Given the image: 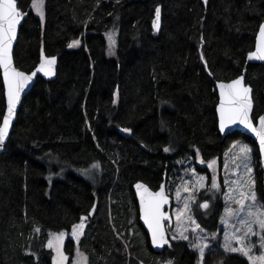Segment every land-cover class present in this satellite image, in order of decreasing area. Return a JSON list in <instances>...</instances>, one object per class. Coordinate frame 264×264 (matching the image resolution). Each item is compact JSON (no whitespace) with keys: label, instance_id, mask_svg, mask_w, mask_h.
<instances>
[{"label":"trees","instance_id":"obj_1","mask_svg":"<svg viewBox=\"0 0 264 264\" xmlns=\"http://www.w3.org/2000/svg\"><path fill=\"white\" fill-rule=\"evenodd\" d=\"M33 3L18 0L15 64L31 72L45 53L58 70L37 78L0 154V264H55L52 233L65 234L66 264L77 250L92 264H200L186 240L154 250L133 186L158 189L180 162L222 160L237 139L257 147L242 132L222 136L216 82L246 68L253 119L264 112V63L248 61L264 0H44V21ZM5 109L0 70V126ZM95 164L90 177L79 173ZM255 176L264 202L260 164ZM200 205L199 224L216 231L222 199L208 214ZM216 259L250 264L222 251L204 258Z\"/></svg>","mask_w":264,"mask_h":264},{"label":"snow or ice","instance_id":"obj_2","mask_svg":"<svg viewBox=\"0 0 264 264\" xmlns=\"http://www.w3.org/2000/svg\"><path fill=\"white\" fill-rule=\"evenodd\" d=\"M41 11L40 15L43 16V0H39L36 5ZM22 13L18 10L17 0H0V65L4 69V80L7 84V96H8V113L9 115L4 118L3 126L0 127V145H2L5 140L10 118L13 114V108L16 102L19 100L21 91L27 86L29 81L33 79L36 72L25 74L24 72L18 71L12 63L11 58V47L12 42L16 37L17 25L19 24ZM160 17L159 9L156 11V21L157 28L159 27L158 21ZM260 36L264 40V26L261 27ZM111 39V37H110ZM79 44V41H73L69 47H73ZM259 59H264V45H262L257 53H253ZM56 63V58L45 57L44 61L40 64L37 71L42 72L45 76L54 74V66ZM220 87V97L221 102L219 105L220 111V129L223 131L227 125L236 124L239 122L245 125L258 137L261 149L264 150V117L259 118V127H254L250 118L249 113L251 110V100L249 93L250 88L243 85V77L232 81L228 84L221 83ZM125 132H131V129H124ZM164 151H169L165 148ZM250 152L247 146H242L240 148V153L243 155L245 161V173H250L251 169L247 167V160L250 159ZM203 163V160L201 161ZM215 164V161H213ZM99 165H93V168H98ZM205 177H198L195 181L200 188H204L205 184L203 181ZM191 183V182H190ZM237 187L235 189H229V192H238L239 198H235L229 195L227 198L234 203L238 204V209L226 208L225 209V219L224 222H228V218L237 215L238 213H244V218L240 221V228L238 231H233L225 236L224 248L229 252H238L243 256L247 257L250 264H264V205H260L256 202V196L254 187H249L248 191L245 192L243 187H241V181H237ZM250 185L254 186V181H250ZM138 189L143 188L140 193L141 201L144 208L145 219L148 222L149 228L152 231V242L158 247H163L164 244H168L169 241L166 238L165 228L163 226V221L166 219V213L162 211L163 206L168 203V197L165 194V189L160 188L158 192H151L143 185H137ZM183 190L186 192H191V189L187 185H183ZM213 190L219 189V184L213 180L211 184ZM177 199L181 196V191L177 190ZM194 199V196L190 195L188 199L184 201V209H189V201ZM203 208H207L208 204L205 202L200 205ZM193 224H195V229H200V225L196 224L191 217H188ZM178 231L180 232V238L188 240L189 237L184 234L185 229L181 228V214H177ZM78 227L82 228L83 224ZM230 227H233L230 225ZM259 231H256V228ZM38 231V229H37ZM64 233H60L53 237V240L49 242V248H55L57 259L56 264H65L67 257L65 256L62 245L64 240ZM76 236L77 233L74 230L72 233ZM257 236L259 238V249L260 254L255 255L253 249L257 246L250 241V237ZM173 239H176L173 236ZM200 242L190 244L191 247L195 248L199 252L201 261L205 255V249L208 248V244L203 241V238H198ZM233 242L239 244V247L233 246ZM79 264V262H78ZM171 264V262H169Z\"/></svg>","mask_w":264,"mask_h":264},{"label":"rangeland","instance_id":"obj_3","mask_svg":"<svg viewBox=\"0 0 264 264\" xmlns=\"http://www.w3.org/2000/svg\"><path fill=\"white\" fill-rule=\"evenodd\" d=\"M38 2L39 0H34L33 10L35 14L39 16L42 21H44L45 18L44 0H43V9H42L43 16L40 15L41 10L36 6ZM76 46H79V44ZM242 146H247L249 149H251L250 159L247 160V167L251 169V172L247 174L245 173V161L243 155L240 153V148ZM197 159L199 161V166L202 167V170L199 169L196 160L193 157H189V159H185L184 161L178 164L176 171L173 174H171L168 179V190L169 193H171V195H173L174 198V202L171 207L173 212L172 214L173 217L171 222H169L167 226L171 239L173 241L184 240L180 238V232L178 231V227H177L178 225L177 214L179 212L181 214V221H182L180 226L181 228L185 229L184 234L189 237V239L186 240L189 243V245L200 242L198 238H203V241L208 244V248L205 249V255L203 257V260L200 261V264H206L204 258L206 254L209 252H214V254L216 255L222 251L224 254L225 253L238 254L243 256L238 252L227 251L224 248V243H225L226 235L230 234L233 231L239 230L240 221L241 219L244 218V213H238L237 215L228 218V222L225 223L224 222L225 209L230 207L235 210L238 209L239 207L238 204L234 203L233 201L227 198L229 195L235 198H239L238 192L236 191L229 192L230 187L233 189L237 187L236 182L238 180L241 181V187H243L245 192L248 191V188L250 186L254 187L256 202L260 205H264V202L260 198V193L258 191V185L255 176V166H258L260 164L262 167L258 148L247 143L245 140L237 139L225 152L222 160L217 159V160L205 161L202 163L201 162L202 160H200L199 156L197 157ZM213 161H215V164H213ZM94 171H96V169L92 168L89 171L79 170V173L83 176L90 177L91 175H93ZM198 177L206 178L203 181V183L205 184L204 188H200L199 185L195 183ZM213 180H215L219 184L218 190H213L211 188V184ZM250 181H254V186L250 185ZM183 185H187L191 189V192L184 191L182 187ZM178 189L181 191V196L179 199H177V195H176ZM190 195L194 196V199L189 201V209L186 210L184 209L183 206L184 201L188 199ZM219 198L222 199V203H223L222 213L219 216V227L217 228L216 231L213 232L207 231L199 224L196 216L193 214V211L198 205L207 202L208 207L203 208L202 211L203 213L208 214V209L212 210L213 207L212 204L215 203L217 200H219ZM188 217H191L196 224H199L200 229H195V224H193L191 220L188 219ZM205 219L208 218L205 217ZM230 225L233 227H230ZM115 231L118 232V229H115ZM256 231H259L258 227L256 228ZM58 234L59 233H52L51 241L53 240V237ZM77 235L80 236L81 231L77 232ZM116 236L118 238H121L123 242H126L124 234H122L121 232L116 233ZM173 236H175L176 239H173ZM250 241L251 243L257 246L255 249H253V253L255 255H259L260 254L259 238L257 236H252L250 237ZM233 246L239 247V244L233 242ZM190 248L195 252H197L199 255L197 249L191 246ZM54 255H55L54 263L56 264L57 254L55 248H54ZM219 259H223V258H219ZM219 259H216L211 264H223L222 261ZM87 260H88L87 255H85L81 250H77L70 264H78V262L79 264H92V263H88ZM169 262H171V264H175V260H167L162 264H169Z\"/></svg>","mask_w":264,"mask_h":264},{"label":"water","instance_id":"obj_4","mask_svg":"<svg viewBox=\"0 0 264 264\" xmlns=\"http://www.w3.org/2000/svg\"><path fill=\"white\" fill-rule=\"evenodd\" d=\"M17 7H18V0H17ZM157 9H159V12H160V17H159V21H158V24H159V27L157 28L156 24H157V21H156V13H155V17L153 19V29L156 31V32H159L161 30V25H162V7L159 6ZM18 10L20 11L19 7H18ZM157 11V10H156ZM21 12V11H20ZM23 22V19H22V16L20 18V21H19V24L17 25V32H16V37L15 39L13 40L12 42V47H11V58H12V63H13V66L18 70V71H21V72H24L25 74H31L33 72H36V75L33 77V79L31 81H29V83L27 84V86L21 91L20 93V97H19V100L16 102L14 108H13V114L10 118V123H9V128H8V133H7V136L5 138V140L3 141L2 145H0V154L5 150V146L7 145L8 143V140L10 138V135H11V132L13 130V126L17 120V117H18V113H19V110L21 108V105H22V102L25 98V96L29 93V91L32 89V87L34 86L36 80L38 77H42L44 79H47V80H51V79H54L56 78V75H57V70H58V59L56 58V63H55V66H54V74L53 75H49V76H45L42 72H39L37 71L39 69V66L40 64L44 61V58L45 57H48V58H52L50 56H47L45 53H42L41 54V59H40V62L39 64L37 65V67L35 69H33L31 72H25L21 69H19L16 64H15V60H14V52H15V47H16V44H17V41H18V37H19V32H20V26ZM264 26V22L260 25L259 27V30H258V33H257V36H256V43H255V48L254 50L248 55V61L250 62H256V63H264V59H259L257 58L256 56H253L252 54L253 53H257L258 49L264 45V40H262L261 36H260V30H261V27ZM0 70H1V76H2V80H3V84H4V93H5V100H6V109H5V113H4V116H3V120H2V123H1V126H3V123H4V118L7 117L9 115L8 113V96H7V84L4 80V69H3V66L0 65ZM243 77V85L245 87H248L251 89L250 93H249V96H250V100H251V110H250V113H249V118L253 124L254 127H259V118L260 117H264V112L256 119V121L253 119V112H254V107H255V102H254V97H253V87L247 83L246 81V68L244 69V72L243 74L239 75L238 77L234 78V79H231L229 81H217L216 82V90H217V94H218V103H217V106H216V113H217V118H218V127H219V130L222 134L223 137L225 136H230L232 135V133H235V132H242L244 133L245 135H248L249 137H251V139H253L257 146H258V152H259V155H260V159H261V163H262V170H263V187H264V150L261 149V146H260V142H259V139L258 137L255 135V133H253L250 129H248L245 125H242L240 124L239 122H237L236 124H229L226 126V128L222 131L220 129V111H219V105H220V102H221V97H220V87L219 85L221 83L223 84H228V83H231L232 81L240 78V77ZM143 185L145 186L147 189H149L151 192L155 193V192H158L160 190L161 187H163L165 189V194L167 195L168 197V203L165 204L163 206V209L162 211L166 213V219L162 222L163 223V226L165 228V232H166V238L168 239L169 243L168 244H164L163 247H158L157 245L153 244L152 242V231L151 229L149 228V225H148V222L147 220L145 219V214H144V208H143V205H142V201H141V195L140 193L143 191V188H140L138 189L136 186L137 185ZM134 192H135V195H136V199H137V202H138V205H139V215H140V221L142 223V225L144 226L145 230L147 231L148 235H149V239H150V244L152 245V247L154 248V250L156 252H162L166 247L170 246L171 244V239L169 237V234H168V229H167V224L169 222H171V218H172V215H171V212L168 208H170V205L173 201V198L171 195L168 194V189H167V180H166V177H165V180L163 181V183L161 184V186L159 187L158 190H153V188H151L147 183H145L144 181H137L134 186Z\"/></svg>","mask_w":264,"mask_h":264},{"label":"flooded vegetation","instance_id":"obj_5","mask_svg":"<svg viewBox=\"0 0 264 264\" xmlns=\"http://www.w3.org/2000/svg\"><path fill=\"white\" fill-rule=\"evenodd\" d=\"M215 160H217V159H215ZM219 160H221V159H219ZM196 162H197V165H198L199 169L202 170V167L199 166V161H198V159L196 160ZM204 162H205V161H204ZM202 205H203V203H202ZM138 209H139V205H138ZM138 212H139V210H138ZM139 213H140V212H139Z\"/></svg>","mask_w":264,"mask_h":264},{"label":"bare ground","instance_id":"obj_6","mask_svg":"<svg viewBox=\"0 0 264 264\" xmlns=\"http://www.w3.org/2000/svg\"><path fill=\"white\" fill-rule=\"evenodd\" d=\"M158 189H159V188H158ZM158 189H153V190H155V191H156V190H158Z\"/></svg>","mask_w":264,"mask_h":264}]
</instances>
